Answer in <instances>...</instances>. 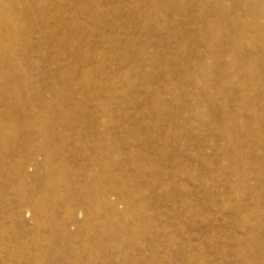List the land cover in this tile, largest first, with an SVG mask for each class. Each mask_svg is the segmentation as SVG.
Listing matches in <instances>:
<instances>
[{"label":"rangeland","instance_id":"rangeland-1","mask_svg":"<svg viewBox=\"0 0 264 264\" xmlns=\"http://www.w3.org/2000/svg\"><path fill=\"white\" fill-rule=\"evenodd\" d=\"M0 264H264V0H0Z\"/></svg>","mask_w":264,"mask_h":264}]
</instances>
